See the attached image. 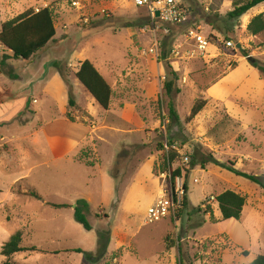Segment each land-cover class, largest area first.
Segmentation results:
<instances>
[{"label": "rangeland", "instance_id": "374dc122", "mask_svg": "<svg viewBox=\"0 0 264 264\" xmlns=\"http://www.w3.org/2000/svg\"><path fill=\"white\" fill-rule=\"evenodd\" d=\"M244 2L184 0L191 12L188 24L177 28L151 26L134 0H95L81 11L70 0H0V27L27 10L43 8L51 10L55 27L53 41L31 59L0 65L7 82L16 91L21 87L0 115V250L17 232L20 247L34 248L14 254L10 262L243 264L248 255L242 251L264 256V190L212 163L232 162L240 172L264 177V78L249 62L264 65V32L252 36L247 31L251 19L264 13V3L230 18L233 5ZM102 9L107 15L99 13ZM191 28L208 39L205 54L188 37ZM227 41L231 47L225 46ZM155 43L157 56L149 53ZM3 54L0 47V61ZM162 54L166 60L159 63ZM84 60L112 88L111 107L104 112L89 103L76 79L79 112L70 107L64 114L69 120L110 127L100 132L104 142H88L74 158L93 170L71 160L53 163L35 153L43 143L33 147L29 139L56 115L55 106L40 93L45 79L57 72L74 100L68 77ZM166 63L178 76L180 93L173 97L177 123L167 119ZM198 101H205L204 108L188 120ZM177 169L187 186V206L175 219L145 223L146 209L168 185L164 175ZM108 173L113 189L99 194L97 180L88 183V177ZM237 187L245 196L239 220L224 225L220 219L217 225L214 197ZM91 195L86 218L92 230L85 231L73 212L77 201ZM221 229L238 240L228 244L217 234ZM100 236L106 247L98 256ZM85 253L97 258L87 260ZM5 260L0 255V264Z\"/></svg>", "mask_w": 264, "mask_h": 264}, {"label": "trees", "instance_id": "16d2710c", "mask_svg": "<svg viewBox=\"0 0 264 264\" xmlns=\"http://www.w3.org/2000/svg\"><path fill=\"white\" fill-rule=\"evenodd\" d=\"M264 3V0H245L242 4H234L233 10L229 12L230 18H240L248 11L256 6ZM247 31L256 36L264 32V13H261L251 19L247 26ZM55 37V27L51 10L49 8H43L34 12L33 10H27L15 18L4 22L0 27V47L4 49L5 54L2 55L0 65H3L8 60H22L28 61L39 51L43 50L49 42L53 41ZM165 46V45H164ZM8 53V54H7ZM166 55L162 54L158 58V62H165ZM250 65L256 70L259 75L264 78V65L260 64L256 60L249 58ZM168 70L169 79H166L163 83V93L168 99L166 108L168 111L167 119L170 123H177L179 121L178 115L174 110L173 97L180 93V90L176 87L178 76L172 71L169 63L165 64ZM76 79L84 87V89L91 95L95 102L103 109L107 111L109 109L111 88L106 81L97 72L94 66L88 61L84 60L79 63L78 71L75 73ZM68 106L73 107L74 102L70 96H68ZM205 101L196 102L190 110L188 120L193 119L204 108ZM169 163H172V158H169ZM212 163L233 173L236 176L243 177L252 183L258 185L264 190V177H257L240 172L234 168V163L227 162V164H220L216 160L212 159ZM191 166L197 165L195 158L190 162ZM205 165L206 162H202ZM171 182L174 183L175 179L180 177V171L177 169L170 174ZM184 194L182 197L181 209L177 211L178 215H181L182 209L187 206V186L183 185ZM37 200L40 197L34 193L30 194ZM214 201L217 203L218 210L221 216V220H239L242 209L245 204V198L233 191L226 190L214 197ZM53 208H62L61 205L46 204ZM88 212V204L86 201L79 200L76 202L73 212L74 221L82 226L85 231H91L92 227L86 218ZM177 216V215H176ZM99 238V254H101L106 243ZM105 240V239H104ZM106 241V240H105ZM21 235L19 232L12 235L9 240L1 247L0 255L6 260L2 264H16L10 262L8 259L14 254L27 251L20 247ZM28 251H34V248H30ZM76 253H81V250H74ZM247 256L245 252L242 253ZM97 255L93 256L90 253H85L87 260L94 261ZM250 264H264V256L258 255Z\"/></svg>", "mask_w": 264, "mask_h": 264}, {"label": "crops", "instance_id": "0c3cea01", "mask_svg": "<svg viewBox=\"0 0 264 264\" xmlns=\"http://www.w3.org/2000/svg\"><path fill=\"white\" fill-rule=\"evenodd\" d=\"M36 10L35 12H37ZM83 62V61H81ZM79 65L77 66L76 70L73 73H70L68 77V86L71 87L72 95L74 97V106L71 108L75 113L79 112V106L76 102L75 93H74V81L76 80L75 73L78 71ZM21 79V78H20ZM19 80V78L17 79ZM7 76L3 73H0V115H5L8 109V105L10 102L14 103L15 99H13V94L18 92L21 87H17V91L15 90L14 85L11 81L7 82ZM11 82V83H10ZM109 85V84H108ZM110 86V85H109ZM111 88V87H110ZM84 89V88H83ZM41 95H45L48 98V102L52 103L56 109V115L49 119L48 121L44 122L41 127L36 131L33 135H30L29 139L32 140L31 144L34 145L39 144L40 142L43 143V147H39L38 151L35 153L39 156H46L50 158V161L53 163L62 162L66 160L75 161L74 158L78 154L79 150L84 146L87 145L88 142L96 141V143H102V137L100 132L110 129L107 125H100L101 123H97L96 125H90L86 122H79L69 120L64 117L65 113L70 111V107L68 106V88H66L64 82L62 81L60 75L57 72H54L51 77H47L45 79V84L40 87ZM56 93H58V98L56 97ZM88 93V92H87ZM87 95V94H86ZM89 96V103L94 104L96 103L95 100ZM23 100L27 98V95L21 94ZM25 96V97H23ZM111 100H112V88H111V97H110V104L109 109L111 107ZM33 103V99L31 101ZM26 106L28 107V101H26ZM24 109H22L18 114H23ZM104 111V112H107ZM14 116L13 118L17 117ZM2 123V122H1ZM6 123V122H3ZM124 134V133H123ZM16 135H13L15 137ZM78 165L84 166L85 168H90L93 170L92 167L87 166L83 163L75 161ZM48 163V162H47ZM97 180V186L99 188V194L102 191H107L108 193L113 189V180L108 174H97L88 177L89 181ZM102 190V191H101ZM234 193H238L239 189H233ZM242 196L241 194H239ZM158 197V196H157ZM245 198V196H242ZM93 195L86 196L85 201L87 204H90L92 201ZM89 207V206H88ZM216 224L218 225L221 219L220 213L215 214ZM230 223L229 220L226 221L224 225ZM217 234L224 235L227 239L228 244L233 240H238L233 234L225 229H221ZM5 244V243H4ZM3 246V245H2ZM244 251H242L243 253ZM19 254V253H18ZM16 255V254H15ZM247 257H243L240 263L250 264L256 257V255L247 254ZM14 256V255H13ZM239 263V262H238Z\"/></svg>", "mask_w": 264, "mask_h": 264}, {"label": "built area", "instance_id": "2783aa9c", "mask_svg": "<svg viewBox=\"0 0 264 264\" xmlns=\"http://www.w3.org/2000/svg\"><path fill=\"white\" fill-rule=\"evenodd\" d=\"M95 0H70L73 9L81 11L90 8ZM138 8L146 11L147 21L155 27H183L188 24L190 9L184 4V0H134ZM101 15H107L105 9L99 11ZM87 21V18L84 19ZM195 29H188V37L191 38L201 54H205L210 46L208 39ZM167 33V30L165 31ZM226 47H231L229 41L225 42ZM149 53L157 56V45L149 49ZM33 103H36L34 100ZM188 162V158L184 159ZM168 181L166 188H162L161 195L158 196L146 209L144 221L147 224H155L164 220L175 219L177 211L181 208L184 194L183 183L176 178L171 182L170 173L164 175ZM212 200V199H211Z\"/></svg>", "mask_w": 264, "mask_h": 264}]
</instances>
